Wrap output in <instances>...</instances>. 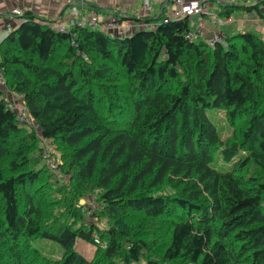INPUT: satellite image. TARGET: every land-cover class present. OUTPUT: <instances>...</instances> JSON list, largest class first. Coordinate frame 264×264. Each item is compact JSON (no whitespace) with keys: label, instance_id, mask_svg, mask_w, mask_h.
<instances>
[{"label":"trees","instance_id":"obj_1","mask_svg":"<svg viewBox=\"0 0 264 264\" xmlns=\"http://www.w3.org/2000/svg\"><path fill=\"white\" fill-rule=\"evenodd\" d=\"M164 9L124 37L25 11L1 40L4 88L34 127L0 96V264H264V40H190V20ZM208 109L224 111L226 143ZM94 236L105 247L87 260L74 243Z\"/></svg>","mask_w":264,"mask_h":264},{"label":"crops","instance_id":"obj_2","mask_svg":"<svg viewBox=\"0 0 264 264\" xmlns=\"http://www.w3.org/2000/svg\"><path fill=\"white\" fill-rule=\"evenodd\" d=\"M262 1L204 0L206 12L202 16L204 26L201 36L208 41L214 34H219L222 38L242 32H252L264 40ZM142 2V0H0V42L21 22V16L12 14L14 9L22 10L23 13L30 11L48 21H53L54 24H67L69 19L78 21L82 16L89 17L93 14L106 23H117L122 20V15H125L133 19L132 32L142 29L139 27L135 29V25H141L145 18L149 20L156 17L164 8L166 19H176L170 2L153 3V10L150 13L144 10ZM72 9L77 13L73 14ZM215 18H219L222 24L215 23ZM191 21L195 24L198 18H193ZM153 23H156V20H153ZM103 32L115 35L113 31ZM0 88L5 91L1 82ZM15 96L18 97L20 105L23 104L21 97ZM15 96L7 93L10 107Z\"/></svg>","mask_w":264,"mask_h":264},{"label":"built area","instance_id":"obj_3","mask_svg":"<svg viewBox=\"0 0 264 264\" xmlns=\"http://www.w3.org/2000/svg\"><path fill=\"white\" fill-rule=\"evenodd\" d=\"M142 6L147 13H150L153 10V3H166L169 2L167 0H142ZM170 5L174 10V17L176 19H183L188 18L190 20L191 29L186 34L187 39H195L197 36H201L203 30V14L206 12V7L204 5V0H170ZM261 8L264 10V0L262 1ZM72 13L75 14L77 11L72 9ZM12 14L15 16H21L23 14L22 10L14 9ZM198 18V22L193 24L192 19ZM215 23L222 24V21L219 18L214 19ZM156 23H141V25H135L136 28H148V29H155ZM52 27L60 32H68L70 29L73 28H83L89 27L90 29L100 30V31H113L116 36H124L131 34L134 27V22L131 17L122 15V20L118 23H111V22H104L101 18L97 15H91L89 17L82 16L80 20L75 21L74 19H69L67 24H53ZM133 28V29H132ZM132 29V30H131ZM221 36L219 34H214L211 39L207 42L209 45H212L216 41H220ZM74 45V42H71ZM0 82L3 84L2 79L0 77ZM21 108L18 110L15 109L13 106L9 107L12 110H15L19 116V120L23 123L27 122L26 111L23 107V104L20 105ZM52 170L57 168V164L52 163L48 165ZM94 245L98 246L99 248L103 249L105 244L100 241L97 236L93 238Z\"/></svg>","mask_w":264,"mask_h":264},{"label":"rangeland","instance_id":"obj_4","mask_svg":"<svg viewBox=\"0 0 264 264\" xmlns=\"http://www.w3.org/2000/svg\"><path fill=\"white\" fill-rule=\"evenodd\" d=\"M93 15H95V14H93ZM108 35H110V34H108ZM110 36L114 37L115 35L111 34ZM124 36H126V35H124ZM124 36H119V37H124ZM7 93L8 92L6 91V89L4 91L0 88V94H1L0 96L1 97L8 98ZM11 106H13L17 110L19 108H21L18 97L15 96V100L12 101ZM206 114H207L208 118L210 119V121L216 127L223 143H226L227 141L232 139V129L226 120V116H225L224 111L208 109ZM26 116H27V122H25L24 125L29 131H31V129H33L34 126H33L32 121L28 117L27 113H26ZM39 147L41 148V153H42V157H43L42 163L46 166V168H48L50 170V172L53 174V176H55L57 179L64 181L65 178L62 177L59 174V172L57 173V169L52 170L48 166V165H51L52 163L59 165V162H60L59 152L54 148L53 145H50V142H47V141H40ZM212 165L216 169H220V170H227L230 167V164H225L221 161L218 152L215 155V161L213 162ZM80 203L85 204L87 207H89V204L92 207H95L93 201L90 200L89 198H87L86 200H81ZM84 222L87 224L94 223L101 230H104L108 227L106 220L102 219L98 222L90 214L86 215V217L84 218ZM32 245L37 250H39V252L42 253V255H44L45 257H47L49 259H60L64 253L63 248L58 243H56L52 240H48V239H44V238H37V239H34L32 241ZM74 248H75V251L77 253L82 255L87 260H90L92 258L93 253L96 250L95 245H93L92 243H89L83 239H80V238L76 239V241L74 243Z\"/></svg>","mask_w":264,"mask_h":264}]
</instances>
